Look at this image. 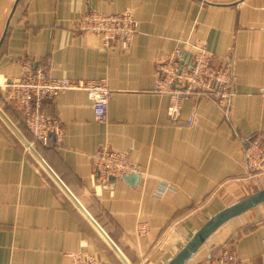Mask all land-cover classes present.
Segmentation results:
<instances>
[{"label":"crops","instance_id":"crops-1","mask_svg":"<svg viewBox=\"0 0 264 264\" xmlns=\"http://www.w3.org/2000/svg\"><path fill=\"white\" fill-rule=\"evenodd\" d=\"M88 11L132 13L130 45L82 32ZM192 43L216 65L232 61L235 95L227 110L185 99L173 117L171 96L155 91L157 66L176 49L189 57ZM21 59H50L56 78L105 80L107 120H96L86 92L67 91L43 103L62 137L36 141L4 86L20 77ZM0 108L12 124L0 115V264H73L77 253L124 264L53 174L130 264H166L213 215L264 188V174L257 188L248 181L245 161L247 139L264 136V0H0ZM102 147L141 167L136 184L97 182L92 156ZM263 239L264 204L222 226L188 264L223 248L264 264Z\"/></svg>","mask_w":264,"mask_h":264},{"label":"built area","instance_id":"built-area-1","mask_svg":"<svg viewBox=\"0 0 264 264\" xmlns=\"http://www.w3.org/2000/svg\"><path fill=\"white\" fill-rule=\"evenodd\" d=\"M79 29L100 36L109 48L126 49L137 31V22L130 12L104 14L88 11L80 17ZM189 46V57L176 49L166 61L158 64L159 78L155 91L171 96L169 113L173 117L179 114L182 102L189 98H205L227 110L235 95L232 61L216 65L214 55L206 45L192 43ZM19 65L20 77L4 86L8 99L15 102L22 112L26 127L36 141L49 145L62 137V123L44 111L43 103L67 91L86 92L93 103L96 120H107L111 90L105 80L56 78L50 59L36 67L30 60L21 59ZM193 122L194 119H190L189 123ZM246 142L247 179L257 188L258 178L264 174V136L249 138ZM92 161L99 183L105 184L111 177L122 178L141 173V167L131 161L127 153L107 147L98 149ZM137 232L140 237H147L150 233L147 224H141ZM72 258L73 264H109L97 256L84 253L74 254ZM208 264L251 263L241 262L232 249L223 248Z\"/></svg>","mask_w":264,"mask_h":264},{"label":"water","instance_id":"water-1","mask_svg":"<svg viewBox=\"0 0 264 264\" xmlns=\"http://www.w3.org/2000/svg\"><path fill=\"white\" fill-rule=\"evenodd\" d=\"M0 115L10 124L11 122L4 114L0 108ZM24 143L33 151V153L38 157V159L43 163V165L50 170L49 166L44 162V160L39 156V154L32 147L31 143L19 132H17ZM51 171V170H50ZM52 173V171H51ZM53 174V173H52ZM58 183L61 185L63 190L73 199L76 205L83 211L89 221L94 225L97 231L102 235V237L107 241L116 255L124 264H130L127 257L119 249V247L113 242V240L104 232V230L99 226V224L93 219V217L84 209L80 202L73 196V194L66 188V186L60 181V179L53 174ZM116 177H111L110 179H115ZM125 181L136 184L139 180L137 174H132L126 177H122ZM264 204V188L250 194L249 196L241 199L235 204L228 206L213 215L202 227L193 235V237L185 244V246L166 264H188L189 261L198 253L201 247L213 236L222 226L237 218L250 210Z\"/></svg>","mask_w":264,"mask_h":264},{"label":"rangeland","instance_id":"rangeland-1","mask_svg":"<svg viewBox=\"0 0 264 264\" xmlns=\"http://www.w3.org/2000/svg\"><path fill=\"white\" fill-rule=\"evenodd\" d=\"M256 192V191H255Z\"/></svg>","mask_w":264,"mask_h":264}]
</instances>
